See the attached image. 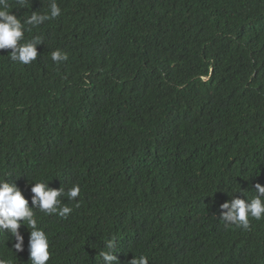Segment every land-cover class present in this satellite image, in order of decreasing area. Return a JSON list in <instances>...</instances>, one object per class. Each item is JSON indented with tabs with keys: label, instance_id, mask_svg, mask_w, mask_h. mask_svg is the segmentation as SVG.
Segmentation results:
<instances>
[{
	"label": "trees",
	"instance_id": "trees-1",
	"mask_svg": "<svg viewBox=\"0 0 264 264\" xmlns=\"http://www.w3.org/2000/svg\"><path fill=\"white\" fill-rule=\"evenodd\" d=\"M51 2L8 11L24 23ZM55 2L59 16L25 25L36 60L0 50V179L26 197L81 188L60 198L66 218L34 210L47 264H101L109 239L121 264H264V219H220L264 185V0ZM20 231L25 250L0 232V256L30 264Z\"/></svg>",
	"mask_w": 264,
	"mask_h": 264
},
{
	"label": "clouds",
	"instance_id": "clouds-1",
	"mask_svg": "<svg viewBox=\"0 0 264 264\" xmlns=\"http://www.w3.org/2000/svg\"><path fill=\"white\" fill-rule=\"evenodd\" d=\"M27 0H17L24 5ZM8 0H0V50L11 49V59L22 64H29L36 60L38 53L36 46L41 44L40 39L21 43L24 40L25 25L37 26L44 21L55 18L61 14V9L55 0L50 3L48 14L32 15L21 22L13 13L9 12ZM67 54L56 50L51 53V59L55 63L67 60ZM254 195L246 197L244 190H240L231 198L220 205V219L226 225H235L245 230L250 228V219L257 221L264 219V185L257 182L254 185ZM81 188L78 184L73 185L67 192L63 188H53L49 183L43 181L30 183V197H26L24 191L15 183L0 179V232L10 233L14 238L12 248L15 253H20L24 248V235L20 229L26 227L28 230V245L30 264H47L50 259L49 240L46 232L38 227L34 210L46 215L57 214L66 218L72 208L62 205L61 197L67 196L70 200H76L80 195ZM79 204L77 203V207ZM227 209V211H224ZM29 229H31L29 231ZM118 243L115 239H109L99 252L101 264H121L118 257ZM129 264H149L147 256H133ZM0 264H11V262L0 256Z\"/></svg>",
	"mask_w": 264,
	"mask_h": 264
}]
</instances>
